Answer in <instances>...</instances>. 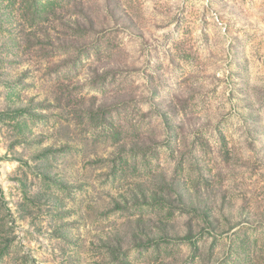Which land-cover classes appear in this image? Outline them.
<instances>
[{"label": "rangeland", "instance_id": "obj_1", "mask_svg": "<svg viewBox=\"0 0 264 264\" xmlns=\"http://www.w3.org/2000/svg\"><path fill=\"white\" fill-rule=\"evenodd\" d=\"M0 264H264V0H0Z\"/></svg>", "mask_w": 264, "mask_h": 264}]
</instances>
